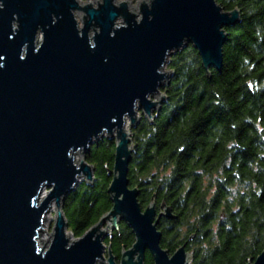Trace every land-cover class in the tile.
Wrapping results in <instances>:
<instances>
[{
	"label": "water",
	"instance_id": "water-1",
	"mask_svg": "<svg viewBox=\"0 0 264 264\" xmlns=\"http://www.w3.org/2000/svg\"><path fill=\"white\" fill-rule=\"evenodd\" d=\"M83 3L0 0V264H145L147 251L154 264H192L186 245L173 253L162 245L161 219H176L171 207L153 198L143 208L130 187L131 130L161 110L176 52L192 44L209 75L222 70L226 28L241 23L240 9L217 0ZM103 138L116 147L113 206L71 240L63 203L81 181L94 182L86 153ZM120 222L135 242L117 259L105 240ZM248 264H264V250Z\"/></svg>",
	"mask_w": 264,
	"mask_h": 264
},
{
	"label": "trees",
	"instance_id": "trees-1",
	"mask_svg": "<svg viewBox=\"0 0 264 264\" xmlns=\"http://www.w3.org/2000/svg\"><path fill=\"white\" fill-rule=\"evenodd\" d=\"M217 2L242 20L226 28L222 70L209 75L192 44L168 59L165 103L131 130L129 183L143 208L153 197L158 209L171 207L176 219L159 225L171 253L186 245L192 264H248L264 250V0ZM115 150L109 138L92 146L94 182L81 181L63 203L76 238L113 206ZM134 242L125 222L105 240L117 259ZM145 264H154L148 251Z\"/></svg>",
	"mask_w": 264,
	"mask_h": 264
},
{
	"label": "rangeland",
	"instance_id": "rangeland-1",
	"mask_svg": "<svg viewBox=\"0 0 264 264\" xmlns=\"http://www.w3.org/2000/svg\"><path fill=\"white\" fill-rule=\"evenodd\" d=\"M120 0H116V3H118ZM78 2H80V3H83L84 2V0H78ZM136 1L135 0H133V6H135L136 5V3H135ZM77 19V21H78V23H79V27H80V20L78 19V18H76ZM39 39H41V34H39ZM165 70H169L168 69V65H166V67H165ZM140 114H141V112H140ZM47 190V192L49 191L48 189H46ZM154 198V197H153ZM154 202H155V204L157 205V203H156V199L154 198ZM159 211V210H158ZM49 216H50V218H48V215H47V217H46V219L48 218V220H49V222H47V233H48V240H49V237H50V234L52 233V230H53V226H54V224H55V219H56V216H55V210H53V211H51L50 212V214H49ZM106 226H104V228H105ZM66 234L68 235V237L71 239V240H74V239H76V237L72 234V232H70L68 229L66 230ZM47 240V241H48ZM46 241V242H47ZM46 242H42L41 241V243L44 245ZM50 242V241H49ZM47 245H49V243L47 244ZM191 260H192V256H191Z\"/></svg>",
	"mask_w": 264,
	"mask_h": 264
},
{
	"label": "bare ground",
	"instance_id": "bare-ground-1",
	"mask_svg": "<svg viewBox=\"0 0 264 264\" xmlns=\"http://www.w3.org/2000/svg\"><path fill=\"white\" fill-rule=\"evenodd\" d=\"M81 1V0H80ZM136 2L135 3H137V1L138 0H135ZM81 4H84V3H81ZM128 124H129V122H128V120L126 121V127L128 126ZM75 161H76V157H75ZM47 195V190L46 189H44L43 191H42V195H41V197L43 198V197H45ZM53 210H55V203H53L52 205H51V209H50V212L51 211H53ZM50 212H49V214H50ZM49 214H48V218H50V216H49ZM48 218L44 221V225H43V231L41 232V234L39 235V240L40 241H42L43 243L44 242H46L47 240H48V233H47V222H49V220H48ZM68 229V228H67ZM67 233V232H66ZM68 236V235H67ZM79 238V237H78Z\"/></svg>",
	"mask_w": 264,
	"mask_h": 264
},
{
	"label": "snow or ice",
	"instance_id": "snow-or-ice-1",
	"mask_svg": "<svg viewBox=\"0 0 264 264\" xmlns=\"http://www.w3.org/2000/svg\"><path fill=\"white\" fill-rule=\"evenodd\" d=\"M3 59V56H0V60H2ZM0 67H2V65H0Z\"/></svg>",
	"mask_w": 264,
	"mask_h": 264
},
{
	"label": "flooded vegetation",
	"instance_id": "flooded-vegetation-1",
	"mask_svg": "<svg viewBox=\"0 0 264 264\" xmlns=\"http://www.w3.org/2000/svg\"><path fill=\"white\" fill-rule=\"evenodd\" d=\"M194 237V236H193Z\"/></svg>",
	"mask_w": 264,
	"mask_h": 264
}]
</instances>
